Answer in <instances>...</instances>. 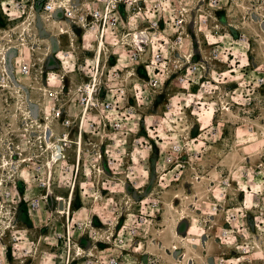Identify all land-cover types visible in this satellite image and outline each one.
I'll list each match as a JSON object with an SVG mask.
<instances>
[{"label": "rangeland", "instance_id": "obj_1", "mask_svg": "<svg viewBox=\"0 0 264 264\" xmlns=\"http://www.w3.org/2000/svg\"><path fill=\"white\" fill-rule=\"evenodd\" d=\"M191 2L147 0V14L163 10L168 20L174 7ZM217 15L218 27L191 30L182 44L171 25H161L141 63L123 50L120 27L119 36L104 35L100 51L99 35L75 28L74 35L52 38L51 28H37L26 97L11 87L0 93V127L12 123L15 159L29 156L23 109L45 105L34 81L47 84L48 75L70 92L63 102L74 119L81 114L76 85L91 76L109 89L125 82L133 112L122 130L104 138L109 151L102 158L100 130L92 128L80 157L71 143L61 161L19 163L12 200L0 197V264H264V0H230ZM13 21L18 39L21 22ZM177 52L193 54L198 65L185 80L174 79L168 63L150 64L157 53ZM17 56L11 49L12 81L22 77ZM101 118L95 111L88 122ZM77 134L75 128L69 139ZM122 138L124 148L116 143ZM107 157L115 158L109 167ZM35 175L49 181L50 191ZM69 194V212L61 214L58 198Z\"/></svg>", "mask_w": 264, "mask_h": 264}, {"label": "built area", "instance_id": "obj_2", "mask_svg": "<svg viewBox=\"0 0 264 264\" xmlns=\"http://www.w3.org/2000/svg\"><path fill=\"white\" fill-rule=\"evenodd\" d=\"M228 1L230 0H193L189 8L184 6L174 7L172 11L174 15H169L170 17L166 20L165 12L159 9H154L151 13L153 16H148L147 13L151 12V8H148L147 0H0V13L5 22V24L0 23V37L8 35L6 28H10V25L14 23L13 19L17 18V21L22 22L21 28L23 30L21 33L23 32V35L19 37L20 39L16 38L12 39L11 42L10 40L4 42V47L9 44L12 46L17 45L19 56L16 57L18 59L16 63L18 64L19 73L23 77L29 76L34 66L32 56L29 57L24 48H32L33 51V44L30 40H32L31 37L35 38L37 34L38 25L34 21L36 11L42 17L60 18L59 21L63 20L65 25L70 24L73 30L77 28L85 33L104 34L105 39L108 34H112L114 38L119 36L118 29L120 27L125 30L121 35L123 50H126L125 52L131 63H141L147 46L150 43L152 47L155 46L154 39L158 38L156 33L161 32V25H171L175 30L174 37L176 41L182 44L186 41L187 35L191 34V30L205 32L207 29L211 31L218 27L217 14ZM146 17L147 25H143ZM209 26H211V29ZM14 28L17 29V26ZM154 33L155 35H153ZM4 47L0 46L1 53L4 52ZM125 52L121 51V55ZM43 59L44 56L42 59L40 58V60ZM162 63L169 64L167 71L174 75V79L178 81L185 80L184 75L192 69H198V65L193 62V54L191 53L187 56H182L178 52L177 55L173 53L169 56L157 53L150 57V64L158 65ZM186 65L187 68L184 69ZM6 69L7 61L2 54L0 58V93L8 90L9 81H12L11 78L9 80ZM158 74L160 75V72ZM113 78L121 79V76L116 73ZM94 79L95 77L91 76L88 80L76 85L75 94L81 108V114L76 119L71 116L66 104L63 102V95L66 93L65 86L56 82L58 77L48 75L47 84H42L41 80L34 81L41 84L40 91L46 102L45 105L40 103L36 111L32 108V116L26 115L23 111L25 119L23 121L24 133H21V139L28 148L29 156L27 158L15 159L14 157V149L19 147L14 146L15 143L12 141V123L10 121L4 122L3 127H0V177H2L0 179V197L3 202L9 203L12 200V172L15 169L18 170L17 164L25 162L27 159L41 160L43 157L50 159L57 153L56 148H58V151L62 150L60 156L63 157L64 149L71 144L68 137H72L75 128L78 129V134L76 139H73L80 142L83 133L84 146L87 145L85 136L88 135V129L90 131H92V128L99 129L98 135L101 136V139L97 145L99 146L98 157H104V151H109L108 148L103 149L104 138H107L109 133H116L124 128V125L128 122V113L133 112V106L130 102L129 88L125 82L122 81L115 89H109L106 88L105 83L100 82V79L97 82ZM259 80L263 82L264 78L261 77ZM51 84L53 86H50ZM101 84L104 88L101 87ZM47 85L50 86L48 89H46ZM6 96L4 93V97ZM4 101L7 102L8 100L5 98ZM5 109L6 112H9V108ZM95 111L99 112L102 118L97 123L88 122L89 117L93 116ZM47 132H50V135ZM46 136H49V140L53 142L51 147L48 145ZM120 140L116 143L120 147L125 146L127 140L125 138ZM136 141L141 142L139 139ZM33 147H38V152H32ZM22 153L18 155H22ZM65 158L63 157L59 161ZM123 160L124 162L127 161L125 158ZM12 161L14 162L12 163ZM75 161L76 166H78V170H76L78 174L79 160L75 159ZM114 161L115 158L107 157L106 167H109V164H114ZM19 165L21 166V164ZM35 177L37 176L35 175ZM37 178L39 186L50 191L51 184L49 185V181L43 180L40 176ZM5 182L8 183L4 184ZM74 185L75 183L72 184L71 190ZM60 197L58 198L59 202ZM32 204L39 206L38 200H34ZM109 263L115 264L116 259H111Z\"/></svg>", "mask_w": 264, "mask_h": 264}, {"label": "bare ground", "instance_id": "obj_3", "mask_svg": "<svg viewBox=\"0 0 264 264\" xmlns=\"http://www.w3.org/2000/svg\"><path fill=\"white\" fill-rule=\"evenodd\" d=\"M36 14H37V12H36ZM60 20V18H51V17H49V16H40L39 14H37V16H36V18H34V21L37 23V24H41V28H42V30H44V31H48V27H49V29L51 28V32H54V33H56L52 38H55L56 36L57 37H61L62 35H64V34H72V35H74L75 34V32H74V30L72 29V26L70 25V24H64V22H63V20H61V21H59ZM41 23H40V22ZM23 24H22V22L18 25V27L20 28L21 26H22ZM23 29H21V31H22ZM6 32H8L7 34L8 35H6L5 37H0V46L1 47H4V42L5 41H9L10 40V42L12 41V39H14L15 38V34H16V32L14 31V29H12V28H6ZM26 34V33H25ZM145 37V36H144ZM146 38V37H145ZM144 38V39H145ZM20 39V38H19ZM54 45L56 46L57 45V42H54ZM105 45V42H104V34L103 35H99V41H98V46H97V51H100L101 50V48L103 47ZM17 47V45H11V46H9V45H7L6 47H4V52H0V56L2 57V54H3V56H4V58L6 59V61H7V71H8V75H9V80H10V78H11V80H12V78H13V73H11V71H10V69H9V67H8V64H9V62H8V54H9V50H11V49H13V48H15V49H17L16 48ZM1 49V48H0ZM25 49V51H26V54L30 57V56H33V51H32V48H28V47H25L24 48ZM5 51H7V52H5ZM23 54V53H22ZM0 57V58H1ZM14 79V78H13ZM28 80H30V78L29 77H21V79H19V80H14V81H9V87H11V88H13V90H16L15 91V93H17L18 95H20V96H25L26 97V91L25 90H23L22 88H24V86H26V85H28V84H26L25 82H27ZM12 82H13V84H12ZM41 89V88H40ZM46 89H48V88H46ZM36 91V90H35ZM28 100H31L30 102H34V100L33 99H28ZM24 112H25V114L26 115H30V116H32V114H31V109H30V107H25L24 109ZM70 137H68V139H69ZM70 141V143H73V144H75V149H76V156L77 157H80L81 156V154H82V151H83V133H82V138H81V140H80V142H76V140H74V139H69ZM77 140H78V138H77ZM48 145L49 146H52V142H50V141H48ZM62 151V150H61ZM61 151H58V148H56V152L57 153H55L54 155H53V157H54V159L53 160H58V159H60L61 158V156H60V154H61ZM11 160H13V159H11ZM14 161H12V163H13ZM17 166H18V170L21 168V166L19 165V164H17ZM15 169V168H14ZM18 170H16L15 169V171L17 172ZM71 194H69V196H68V198L67 199H61V200H64V207H62V208H59V213H61V214H68V212H69V208H70V205H71V196H70ZM183 232V231H182ZM175 246V245H174ZM80 249H83L82 247H80ZM79 249V250H80Z\"/></svg>", "mask_w": 264, "mask_h": 264}, {"label": "water", "instance_id": "obj_4", "mask_svg": "<svg viewBox=\"0 0 264 264\" xmlns=\"http://www.w3.org/2000/svg\"><path fill=\"white\" fill-rule=\"evenodd\" d=\"M40 22V21H39ZM41 23V22H40ZM38 25V27L41 29V31H42V28H41V24H37ZM42 32H44V31H42ZM12 54V53H11ZM10 56V55H9ZM12 56V55H11ZM11 57H8V62H9V64H8V66H9V69L11 70V67H12V65H11V62H10V59ZM62 207H64V200H60V202H59V208H62ZM180 226H181V223L179 224Z\"/></svg>", "mask_w": 264, "mask_h": 264}, {"label": "crops", "instance_id": "obj_5", "mask_svg": "<svg viewBox=\"0 0 264 264\" xmlns=\"http://www.w3.org/2000/svg\"><path fill=\"white\" fill-rule=\"evenodd\" d=\"M12 63V62H11Z\"/></svg>", "mask_w": 264, "mask_h": 264}]
</instances>
